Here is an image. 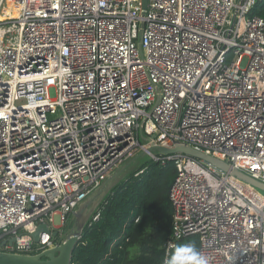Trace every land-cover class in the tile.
<instances>
[{"label":"built area","instance_id":"obj_1","mask_svg":"<svg viewBox=\"0 0 264 264\" xmlns=\"http://www.w3.org/2000/svg\"><path fill=\"white\" fill-rule=\"evenodd\" d=\"M263 1L147 0L142 15L141 0H0V253L61 245L52 234L145 153L176 169L164 258L197 236L211 264H264V194L234 175L264 184Z\"/></svg>","mask_w":264,"mask_h":264},{"label":"trees","instance_id":"obj_2","mask_svg":"<svg viewBox=\"0 0 264 264\" xmlns=\"http://www.w3.org/2000/svg\"><path fill=\"white\" fill-rule=\"evenodd\" d=\"M251 11L264 20V1ZM175 176L171 161L141 159L105 194L94 212L98 219L90 218L83 227L71 264H162L173 213L168 194ZM67 235L56 236V242ZM186 243L199 248L197 236L177 245Z\"/></svg>","mask_w":264,"mask_h":264},{"label":"water","instance_id":"obj_3","mask_svg":"<svg viewBox=\"0 0 264 264\" xmlns=\"http://www.w3.org/2000/svg\"><path fill=\"white\" fill-rule=\"evenodd\" d=\"M141 1H142V15H143L147 8V0H141ZM148 152L154 154L162 153L167 155H171L173 153H183L195 157L197 159L209 162L222 170L226 171L229 169V167L224 163H221L208 155L197 152L185 145L182 146L176 145L174 149H160L154 145H151L150 148L148 149ZM143 155L149 157L145 153H139L138 155H136L133 159H131L130 161L122 165L114 173H112L98 189H96L93 193H91L88 196V198L84 200L76 208L75 211H73L70 217V222H72L73 224L72 229L70 230V232L68 233V235L66 236L65 240L62 242L61 245L34 256L0 253V264H71V254L74 247L78 243V240L80 238V233L83 227L90 220L91 216L93 215L99 203L101 202L105 194L109 191V189L129 171V169L127 170V168L133 166L134 163L141 160V157ZM234 175L237 176L239 179L253 185L254 187L264 190V184L252 180L245 174L235 171ZM116 179L117 181H115ZM46 231L47 228L45 225H39L36 231L31 235L34 242L38 241V237L40 233ZM52 236L56 237V233L54 232Z\"/></svg>","mask_w":264,"mask_h":264},{"label":"clouds","instance_id":"obj_4","mask_svg":"<svg viewBox=\"0 0 264 264\" xmlns=\"http://www.w3.org/2000/svg\"><path fill=\"white\" fill-rule=\"evenodd\" d=\"M162 264H211L210 257L192 243L179 244L163 259Z\"/></svg>","mask_w":264,"mask_h":264},{"label":"rangeland","instance_id":"obj_5","mask_svg":"<svg viewBox=\"0 0 264 264\" xmlns=\"http://www.w3.org/2000/svg\"><path fill=\"white\" fill-rule=\"evenodd\" d=\"M245 65H246V59H244V61H243V63H242V67H245ZM138 154H139V153H137V155H138ZM143 158H149V157L143 155V156L141 157V159H143ZM149 159H150V158H149ZM138 163H140V160L137 161L136 163H134L133 166H130L129 168H127V170H128V169H129V170H130V169H133V167H134L136 164H138ZM127 170H126V171H127ZM117 179H119V178H117ZM117 179H116L115 181H117ZM115 181H114V182H115ZM255 188H256V187H255ZM256 189H257L259 192H261L262 194H264V190L259 189V188H256ZM72 225H73L72 222L69 221V222L64 226V228H63V232H64V233H66V232L69 233L70 230L72 229Z\"/></svg>","mask_w":264,"mask_h":264},{"label":"bare ground","instance_id":"obj_6","mask_svg":"<svg viewBox=\"0 0 264 264\" xmlns=\"http://www.w3.org/2000/svg\"><path fill=\"white\" fill-rule=\"evenodd\" d=\"M10 8H15L14 6H12V5H10L9 6ZM7 9H9L8 7L6 8H4V10L2 11V14H1V16H0V19H3L4 17H6L5 15H7L8 13H6L7 12ZM11 15V17H13L14 16V12L12 13V14H10ZM101 204V203H100ZM100 206V205H99Z\"/></svg>","mask_w":264,"mask_h":264}]
</instances>
